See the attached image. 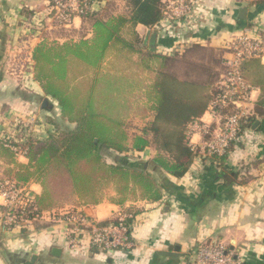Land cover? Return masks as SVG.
<instances>
[{"label": "trees", "instance_id": "trees-1", "mask_svg": "<svg viewBox=\"0 0 264 264\" xmlns=\"http://www.w3.org/2000/svg\"><path fill=\"white\" fill-rule=\"evenodd\" d=\"M124 1L126 14L108 11L85 18L91 30L80 40L42 41L30 58L13 60L11 74L20 84L32 90L31 81L38 83L64 120L76 125L64 130L55 124L45 139L0 135V159L7 165L1 178L18 185L37 181L42 187L33 202L37 211L29 209L22 218L33 224L76 200L82 206L98 205L108 197L109 187L116 194L112 201L121 207L139 194L157 202L162 185L135 160L154 147L152 163L169 177L183 179L199 154L190 145L189 131L214 99L222 59L197 44L174 56L149 49L137 28L154 29L166 17L164 0ZM255 4L264 8V0ZM254 58L243 61L241 71L250 84L260 86L262 79L252 75L259 66ZM261 89L254 115L244 121L241 133L251 121L264 118ZM235 146L213 160L218 177ZM11 147L23 151L26 164L18 162L20 155ZM104 150L123 158L108 163ZM133 153L139 157L131 160ZM69 211L83 215L78 209Z\"/></svg>", "mask_w": 264, "mask_h": 264}, {"label": "crops", "instance_id": "crops-1", "mask_svg": "<svg viewBox=\"0 0 264 264\" xmlns=\"http://www.w3.org/2000/svg\"><path fill=\"white\" fill-rule=\"evenodd\" d=\"M194 4L192 20L182 24L183 30H179L181 24L175 30L171 27L172 22L166 20L151 30L139 26L137 30L144 38V45L157 53L174 56L197 44L221 56L224 42L234 35L245 31L264 35V8L256 5L254 0H194ZM122 6H126L124 0H102L97 12L103 17L108 11L115 12ZM243 8H248L246 20L239 18ZM46 12L47 0H0V135L15 140L45 139L54 132L55 124L62 129L76 128L64 120L59 107L46 100L38 83L31 81L32 90L25 92L11 74L14 58L22 55L30 58L42 41L61 44L77 41L71 34L82 33L85 29L89 35L91 22L86 23V28L81 19L75 21L71 31L56 28L48 20L41 21L42 26H36L38 18ZM192 25H198V28ZM254 60L259 66L252 74L253 78L262 79V84L255 85L252 93L255 110L262 96L261 87H264V54ZM32 116L38 119L35 128L28 121ZM201 120L211 128L215 126L207 112ZM256 121L260 125L253 128ZM256 121L249 123L239 143L229 152L228 160L219 169L221 178L215 172V157L201 151L185 178L169 177L152 163L155 149L150 147L135 161H140L162 185L161 200L152 202L139 194L130 197L121 207L112 201L116 195L113 193L95 206H82L76 200L59 210L78 209L91 221L102 225L110 223L119 211L134 216L132 250L103 261L89 248L77 251L67 248L66 239L58 233L53 235L55 228L47 221L34 223L27 229L8 230L0 224V264H28L34 257L35 264H185L193 258L197 248L206 243L226 245L242 264H264V118L258 117ZM203 140L198 134L191 141L200 145ZM104 156L111 164H117L123 157L111 150H104ZM132 156L131 160L139 157L135 153ZM18 162L26 164L27 160L19 156ZM6 167L0 159V173ZM29 185L36 196L42 193L39 182L31 181ZM3 203L0 197V204ZM177 247L179 257L161 256L162 252ZM54 249H59L60 255H54Z\"/></svg>", "mask_w": 264, "mask_h": 264}, {"label": "built area", "instance_id": "built-area-1", "mask_svg": "<svg viewBox=\"0 0 264 264\" xmlns=\"http://www.w3.org/2000/svg\"><path fill=\"white\" fill-rule=\"evenodd\" d=\"M101 2L102 0H47V12L41 19L38 18L36 26L40 27L43 25L40 24L41 21L48 20L56 28H72L77 19L84 20L98 13L97 7ZM164 6L166 17L163 20L175 21L178 25L181 24L180 27L191 22L192 13L195 12L194 0H165ZM221 52L217 92L207 110L215 126L211 128L200 120L189 131L190 145L194 152L201 151L206 156L215 158L226 155L230 147L239 143L243 123L253 113L252 93L255 88L243 76L241 66L246 59L264 54V35H254L251 31L234 35L224 42ZM198 134L204 138L200 145L191 141ZM11 149L20 156L24 155L17 147ZM0 197L4 200L0 204V224L5 229H27L33 224L30 219H22L29 209L37 211L33 203L36 194L29 184L18 185L0 176ZM115 215L116 219L105 225L69 210L46 213L41 216L40 221L51 224L55 228L53 235L61 234L70 250L89 248L97 252L104 261L134 247V216L123 211ZM193 255L185 264H242L235 252L229 251L222 243L203 244Z\"/></svg>", "mask_w": 264, "mask_h": 264}, {"label": "rangeland", "instance_id": "rangeland-1", "mask_svg": "<svg viewBox=\"0 0 264 264\" xmlns=\"http://www.w3.org/2000/svg\"><path fill=\"white\" fill-rule=\"evenodd\" d=\"M254 3H255V0H254ZM206 10V9H205ZM128 12V10L125 8V7H120L119 8V10L117 9L116 11H115V13H117V14H126ZM83 21V20H82ZM89 21L88 20H85L84 21V24H86V23H88ZM88 24H90V23H88ZM178 24L175 22V21H172V25H171V27H173V28H175V30H178V26H177ZM203 24H201L200 25V27L202 26ZM87 24H86V28H87ZM193 26H196L195 27V29L196 28H198L197 26L198 25H193ZM192 26V27H193ZM192 27L190 28V30L192 29ZM73 28V27H72ZM72 28H69V29H62V30H70V29H72ZM183 28L184 27H180V29L179 30H183ZM88 29H85V30H83V32L82 33H79V34H71V36H73L74 38H76V40L78 41V40H80L84 35H87V31ZM71 31V30H70ZM87 31V32H86ZM190 47V46H189ZM187 48H185V49H182V51L184 52L185 50H186ZM214 52V57H216V58H220V54L219 53H216L215 51H213ZM200 58H205V56L203 55V54H200ZM183 71V70H182ZM216 71H219V67H217L216 68ZM27 83V82H26ZM26 89H24V91H25ZM26 91H28V90H26ZM25 91V92H26ZM31 119V120H30ZM29 120L28 119H26V120H28L29 122H31V124L33 125V127L35 128L36 126H37V121H38V119H36V117L35 116H32L31 118H30ZM12 120H14V117L12 118ZM33 120H34V123H33ZM138 125H140V124H138ZM64 130H68V128L66 127V128H64ZM106 155V154H105ZM123 158V157H122ZM106 159V158H105ZM114 189L112 188V187H109L107 190H106V196H110L111 194H113L114 193V191H113ZM203 245V244H202ZM201 245V246H202Z\"/></svg>", "mask_w": 264, "mask_h": 264}, {"label": "water", "instance_id": "water-1", "mask_svg": "<svg viewBox=\"0 0 264 264\" xmlns=\"http://www.w3.org/2000/svg\"><path fill=\"white\" fill-rule=\"evenodd\" d=\"M247 13H248V8H243L241 11H240V14H239V18L242 19V20H246L247 19ZM260 125V122L259 121H256L253 125V128H256ZM226 179L228 180V182H230V178L229 177H226ZM179 248H171L168 252H162L161 253V256H163L164 258H177L180 256L179 254ZM54 255H60L61 251L59 249H54L53 252H52ZM36 262V257H34L32 259L31 262H29L28 264H35Z\"/></svg>", "mask_w": 264, "mask_h": 264}]
</instances>
